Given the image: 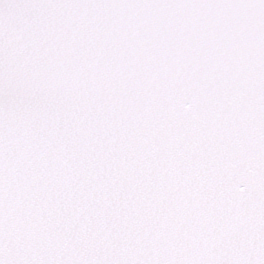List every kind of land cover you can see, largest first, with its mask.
<instances>
[{"label":"snow or ice","instance_id":"1","mask_svg":"<svg viewBox=\"0 0 264 264\" xmlns=\"http://www.w3.org/2000/svg\"><path fill=\"white\" fill-rule=\"evenodd\" d=\"M0 264H264V0H0Z\"/></svg>","mask_w":264,"mask_h":264}]
</instances>
